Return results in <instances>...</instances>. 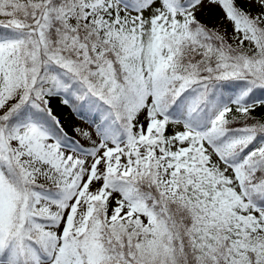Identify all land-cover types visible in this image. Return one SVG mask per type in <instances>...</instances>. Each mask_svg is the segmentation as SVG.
Returning a JSON list of instances; mask_svg holds the SVG:
<instances>
[{
	"label": "snow or ice",
	"instance_id": "obj_1",
	"mask_svg": "<svg viewBox=\"0 0 264 264\" xmlns=\"http://www.w3.org/2000/svg\"><path fill=\"white\" fill-rule=\"evenodd\" d=\"M0 264H264V0H0Z\"/></svg>",
	"mask_w": 264,
	"mask_h": 264
},
{
	"label": "rangeland",
	"instance_id": "obj_2",
	"mask_svg": "<svg viewBox=\"0 0 264 264\" xmlns=\"http://www.w3.org/2000/svg\"><path fill=\"white\" fill-rule=\"evenodd\" d=\"M254 10H255V9H254ZM218 15H219L218 11H213V13L211 14V22L214 23V22L216 21ZM64 115H65V118H66L67 120H69L68 131H69L70 134H71V128H72V126H74V125H79V124L82 123V121H80L79 119H76V117H71V118H70V117H69V113L67 112V110H65Z\"/></svg>",
	"mask_w": 264,
	"mask_h": 264
},
{
	"label": "trees",
	"instance_id": "obj_3",
	"mask_svg": "<svg viewBox=\"0 0 264 264\" xmlns=\"http://www.w3.org/2000/svg\"><path fill=\"white\" fill-rule=\"evenodd\" d=\"M76 119H79V118L76 117Z\"/></svg>",
	"mask_w": 264,
	"mask_h": 264
}]
</instances>
